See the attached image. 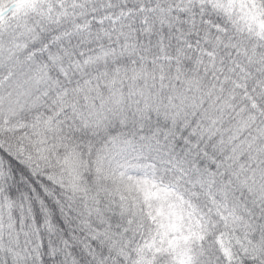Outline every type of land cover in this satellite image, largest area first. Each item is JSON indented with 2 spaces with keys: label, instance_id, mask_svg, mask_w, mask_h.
<instances>
[{
  "label": "snow or ice",
  "instance_id": "6c2138e0",
  "mask_svg": "<svg viewBox=\"0 0 264 264\" xmlns=\"http://www.w3.org/2000/svg\"><path fill=\"white\" fill-rule=\"evenodd\" d=\"M0 264H264V0H0Z\"/></svg>",
  "mask_w": 264,
  "mask_h": 264
}]
</instances>
